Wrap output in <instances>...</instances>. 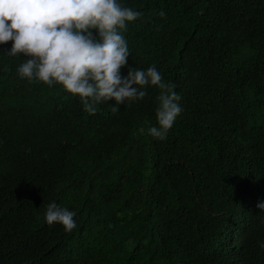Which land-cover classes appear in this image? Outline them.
I'll return each instance as SVG.
<instances>
[{"label":"trees","instance_id":"16d2710c","mask_svg":"<svg viewBox=\"0 0 264 264\" xmlns=\"http://www.w3.org/2000/svg\"><path fill=\"white\" fill-rule=\"evenodd\" d=\"M117 2L142 13L120 74L155 65L183 112L157 140L155 86L91 115L0 44V264H264V0Z\"/></svg>","mask_w":264,"mask_h":264},{"label":"clouds","instance_id":"9594fccd","mask_svg":"<svg viewBox=\"0 0 264 264\" xmlns=\"http://www.w3.org/2000/svg\"><path fill=\"white\" fill-rule=\"evenodd\" d=\"M158 15L166 16L163 10ZM141 16L140 11L117 0H0V44L11 40L5 53L31 57L17 69L21 78L29 82L35 78L48 86L53 81L61 84L68 93L79 96L83 110L91 115L96 114V105L110 99L116 102L111 111L118 112L120 104L142 100L147 87L155 86L159 89L156 124L148 134L165 140L183 112L176 85L165 82L155 65L146 70L129 67L126 75L120 74L130 56L121 33L127 30V22ZM92 29L97 30L99 41ZM256 207L264 210V203ZM75 216V211L54 201L44 212L49 226L59 223L66 233L77 227ZM260 246L264 248V244Z\"/></svg>","mask_w":264,"mask_h":264}]
</instances>
